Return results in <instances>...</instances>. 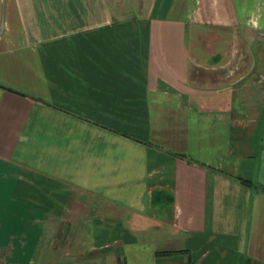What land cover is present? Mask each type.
Segmentation results:
<instances>
[{
  "label": "crops",
  "instance_id": "0c3cea01",
  "mask_svg": "<svg viewBox=\"0 0 264 264\" xmlns=\"http://www.w3.org/2000/svg\"><path fill=\"white\" fill-rule=\"evenodd\" d=\"M0 264H264V0H0Z\"/></svg>",
  "mask_w": 264,
  "mask_h": 264
}]
</instances>
